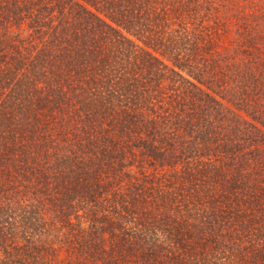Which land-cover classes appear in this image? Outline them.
<instances>
[{
  "label": "trees",
  "instance_id": "trees-1",
  "mask_svg": "<svg viewBox=\"0 0 264 264\" xmlns=\"http://www.w3.org/2000/svg\"><path fill=\"white\" fill-rule=\"evenodd\" d=\"M0 264H264V0H0Z\"/></svg>",
  "mask_w": 264,
  "mask_h": 264
},
{
  "label": "rangeland",
  "instance_id": "rangeland-1",
  "mask_svg": "<svg viewBox=\"0 0 264 264\" xmlns=\"http://www.w3.org/2000/svg\"><path fill=\"white\" fill-rule=\"evenodd\" d=\"M53 212L52 211H48L47 213H46V217L48 218V217H50L49 215H51ZM53 222V221H52ZM52 222H50V223H48V226H50L51 228H52V231L49 233V231H48V236H46V237H48L50 240H48V241H51V242H53V240H55V238L57 237V239H65V242L64 243H60L61 245H62V247L60 248H54V249H59L60 251H58L61 255V257L60 258H65L64 256L67 254V257H68V255H70V254H72V251H73V249H75V248H73L74 247V242L72 243V241H70L68 238H65V235L67 236V237H69V234H70V232L68 231L69 230V228H72V227H70V225H68L67 226V228H62L61 227V224H58V222H56V221H54L53 223ZM74 224V223H73ZM60 226V227H59ZM47 227V226H46ZM53 227H54V229H53ZM79 227H82L83 229L84 228H86L87 227V224L85 223V222H83V223H81L80 225H79ZM55 229H59V231H56ZM82 229V230H83ZM74 231H76L77 230V227L76 228H74L73 229ZM84 231V230H83ZM81 232V231H80ZM46 233V232H45ZM73 233V232H72ZM75 233H78L79 235H80V233L79 232H75ZM83 233V232H82ZM56 234H57V236H56ZM47 235V234H46ZM78 235V236H79ZM53 236H56V237H54V238H52ZM59 240H56V241H59ZM104 241H103V244H110L111 245V240H110V238H108V236H105L104 237V239H103ZM110 240V241H109ZM70 242V243H69ZM111 242V243H110ZM56 245V244H55ZM108 247H106L105 249H107ZM51 249V248H50ZM53 249V248H52ZM57 250L54 252V253H57ZM115 257V256H114ZM79 258H77L75 261H77ZM63 261H64V259H62ZM62 261V262H63Z\"/></svg>",
  "mask_w": 264,
  "mask_h": 264
}]
</instances>
